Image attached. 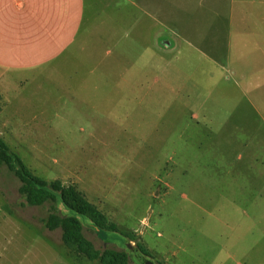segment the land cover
Segmentation results:
<instances>
[{
	"label": "rangeland",
	"instance_id": "obj_1",
	"mask_svg": "<svg viewBox=\"0 0 264 264\" xmlns=\"http://www.w3.org/2000/svg\"><path fill=\"white\" fill-rule=\"evenodd\" d=\"M203 8L202 0H191L182 15L191 31L158 23L159 48H152L153 32L126 63L98 45L94 56L84 50L89 61L66 64L53 76L0 71L6 102L0 137L34 175L77 184L117 226L98 239L83 219V233L99 251H125L129 234L131 245H143L156 264H264L263 176L246 171L264 167L263 112L249 110L251 96L236 90L232 68L219 72L213 64L211 50L219 46H200ZM128 32L134 40L135 30ZM174 39L175 48H167ZM110 62L113 77L122 71L127 78L105 80ZM91 70L96 76L87 79ZM19 187L1 166L0 190L8 201L0 196V204L32 222L17 220L6 229L20 226L31 246L4 257L22 264H101L75 257L61 230L45 227L49 204L22 206ZM137 254L133 260L140 263Z\"/></svg>",
	"mask_w": 264,
	"mask_h": 264
},
{
	"label": "crops",
	"instance_id": "obj_2",
	"mask_svg": "<svg viewBox=\"0 0 264 264\" xmlns=\"http://www.w3.org/2000/svg\"><path fill=\"white\" fill-rule=\"evenodd\" d=\"M190 1L0 0V71L42 72L53 76L54 71H60L66 64L69 66L72 63L89 61V58L82 57L84 50L88 57L94 56L95 46L98 45L108 48L105 56L116 55L118 58L116 60L126 63L129 57H133L128 55L129 51L131 53L134 50L137 55L139 48V54L142 53L145 38L150 37L153 32H156V37L151 41L152 48H159L158 23L161 25L166 22L172 31L193 30L188 20L182 17L189 13ZM202 1L204 8L200 11V28L203 31L200 35V46L202 48L219 46L218 51L211 50L214 59L209 56L207 58L213 61L219 72L228 66L234 70V75L239 79L234 81L236 90L241 89L243 94L251 96L248 99L249 110L255 113L263 112L264 126V0ZM131 29L135 30L137 39L127 38ZM183 40L191 47L185 37ZM175 41L174 39L167 43V48H175ZM89 45L92 50L86 49L90 47ZM173 62L169 60V69ZM107 67L109 73L103 74L105 80L127 78L122 71L113 77L111 62ZM139 67L141 68L140 63ZM124 70L127 71L128 68ZM86 76L95 78L96 73L91 70L85 73ZM138 77L131 76L136 79ZM111 86L113 87V82ZM111 86L107 92L109 96L113 93ZM119 88L120 91L115 92L120 94L122 87ZM5 104V92L0 88V112L3 111ZM249 126L254 128L250 119ZM252 132L255 134L254 131L250 134ZM262 142L264 146V131ZM246 171L249 174L263 176L264 191V167L249 168ZM72 184L77 187V184ZM0 196L3 201H8L1 190ZM3 205L0 204V259L1 257L6 259L7 263L3 264L16 262L22 264L21 258H15L16 261H13L4 257L6 254L2 252L9 251V254L14 256L22 255L21 249L26 248L28 244L30 248L31 238L29 236L26 244L25 231H22L20 226H16L15 231L8 232L6 229L9 226L14 228L17 220L19 223L25 224L28 221L32 224L31 218L20 214L14 215L7 202ZM1 206L8 210H1ZM261 216L259 226L261 236L264 238V210Z\"/></svg>",
	"mask_w": 264,
	"mask_h": 264
},
{
	"label": "trees",
	"instance_id": "obj_3",
	"mask_svg": "<svg viewBox=\"0 0 264 264\" xmlns=\"http://www.w3.org/2000/svg\"><path fill=\"white\" fill-rule=\"evenodd\" d=\"M7 169L20 181L19 194L22 206L39 207L49 204V214L43 222L49 231L61 230L62 242L75 257L101 264H140L133 260L130 247L135 238L125 234L129 245L125 251L97 250L83 233V219L94 229L98 239L104 232H117V226L96 205L91 203L74 184L66 185L60 180L46 181L36 175L14 154L0 137V167ZM147 258L153 257L147 249L136 244L133 247Z\"/></svg>",
	"mask_w": 264,
	"mask_h": 264
},
{
	"label": "water",
	"instance_id": "obj_4",
	"mask_svg": "<svg viewBox=\"0 0 264 264\" xmlns=\"http://www.w3.org/2000/svg\"><path fill=\"white\" fill-rule=\"evenodd\" d=\"M129 246V245H128ZM129 248L132 250V251H135V253L138 255V259L140 261V264H156L151 258H147V257H144L143 255H141L138 251H136L133 247H130Z\"/></svg>",
	"mask_w": 264,
	"mask_h": 264
}]
</instances>
